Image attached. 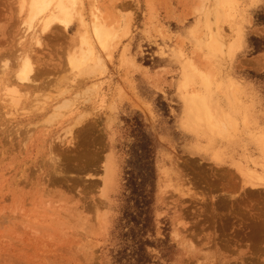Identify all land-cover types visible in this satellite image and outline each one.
<instances>
[{"label": "rangeland", "instance_id": "374dc122", "mask_svg": "<svg viewBox=\"0 0 264 264\" xmlns=\"http://www.w3.org/2000/svg\"><path fill=\"white\" fill-rule=\"evenodd\" d=\"M65 4L41 29L0 0V264H133V235L144 264H264V0ZM196 92L232 124L190 127Z\"/></svg>", "mask_w": 264, "mask_h": 264}, {"label": "bare ground", "instance_id": "6f19581e", "mask_svg": "<svg viewBox=\"0 0 264 264\" xmlns=\"http://www.w3.org/2000/svg\"><path fill=\"white\" fill-rule=\"evenodd\" d=\"M65 3H66V0H30V5H29L30 19L33 20V19L37 18V16H40V15L43 16L41 22L43 23L44 27L41 29H45V27L52 29L53 25H55V24H59V26L63 25L64 28L68 27L71 25L69 20H71L72 18L70 16V13H71L70 8H68L69 6H67ZM39 20H41V19L39 18ZM93 34L99 40L98 42H103L104 41L103 39L105 37H108V33L100 27V24H97V23H96L95 28L93 30ZM81 36H82V33H81ZM39 43L40 42H38V44ZM36 45H37V43H36ZM38 46H40V45H38ZM213 46L215 47V44ZM81 52L83 53V51H81ZM86 52H87V54L86 55L84 54L85 56H82V58H81V60L83 59L82 61L87 62V61H93L94 60L95 65H98V63H100L99 58H96L97 56H95V53L93 52L92 48H89V50ZM27 55L28 54H26L25 57L23 56L24 57L23 61H20V63L23 62V65L21 66V69H19V70H22L19 73H23V71L27 72V75H25L24 78H21V80L24 81V83L28 84L29 82H33L32 80H34L31 77L34 78L35 75L33 76V74L32 75H29V74H31L32 72L34 73L33 70H34L35 66L32 69V66L34 64L32 65L31 58L33 59V57L30 58V56H27ZM32 56H34V55H32ZM20 60H21V58H20ZM82 61L79 60V62H77V63L80 64V62H82ZM35 71H37V70H35ZM18 75L20 76L21 74H18ZM22 75H24V74H22ZM39 76H41V75H39ZM15 77H14V79H15ZM36 79L34 80V82L38 81ZM183 79H184L185 85L188 84L189 82H191V77L187 73H185L183 75ZM21 80H19V82H17V80H12V81H14V82L16 81L17 83H20ZM35 84H37V82ZM202 85L204 86V89L206 90L207 89V82L203 81ZM37 87H38V84H37ZM14 88H13V90H14ZM20 90H22V89H20ZM20 98L21 97L19 96L18 99H20ZM19 102H20V100H19ZM184 102H185L186 119H187L190 127L195 129L197 132H201L204 134L205 133L213 134V132L215 130L217 131L218 128L224 129L222 127L224 123L225 124L226 123L232 124V122L229 120V114L225 113L223 110H221L218 107L212 106L210 98L208 95H203L201 93L198 94L196 92L195 94L185 96ZM10 103H12V101ZM229 103H230V101H229ZM63 105H65V104H63ZM17 106H18V103H17ZM65 108H66V106H65ZM220 132H224V131L222 130ZM238 168H240L239 170L244 171L243 168H241V167H238ZM244 178H252L251 173H248V172L246 173V171H245ZM105 184H108V183H105ZM251 185H253V184H251Z\"/></svg>", "mask_w": 264, "mask_h": 264}, {"label": "trees", "instance_id": "16d2710c", "mask_svg": "<svg viewBox=\"0 0 264 264\" xmlns=\"http://www.w3.org/2000/svg\"><path fill=\"white\" fill-rule=\"evenodd\" d=\"M144 146H148V145H144ZM144 146L141 147V152L138 154V156H136L138 158V160H141V166L144 167L145 165L149 164L150 165V162L148 160H150L151 158H149L148 154H145L144 153V150L146 149H143ZM149 171L151 172V169L149 168ZM147 172V169L146 171ZM129 174V178H127V184H130L131 186L133 187H139L143 184V182L140 180L139 182H137V177L132 173H127ZM134 190H137V188H135ZM137 229L140 231L144 228L143 225H141L140 223H138L136 225ZM131 241V246L127 245V247H130V253H129V257H130V261H133V264H144L143 262H145L144 260V254H142V251L144 253V246L146 244V242H144L142 240V238H138L137 235H133L130 239ZM122 254H125L124 252L120 254V256ZM128 257V259H129ZM144 260V261H143ZM128 261V260H127Z\"/></svg>", "mask_w": 264, "mask_h": 264}]
</instances>
